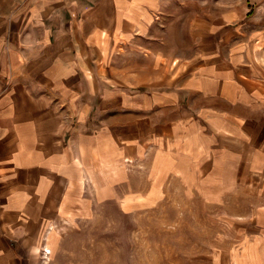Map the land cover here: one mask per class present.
Here are the masks:
<instances>
[{
    "label": "crops",
    "instance_id": "obj_1",
    "mask_svg": "<svg viewBox=\"0 0 264 264\" xmlns=\"http://www.w3.org/2000/svg\"><path fill=\"white\" fill-rule=\"evenodd\" d=\"M174 186H255L264 249V0H0V264Z\"/></svg>",
    "mask_w": 264,
    "mask_h": 264
},
{
    "label": "rangeland",
    "instance_id": "obj_2",
    "mask_svg": "<svg viewBox=\"0 0 264 264\" xmlns=\"http://www.w3.org/2000/svg\"><path fill=\"white\" fill-rule=\"evenodd\" d=\"M191 190L174 186L168 198L130 213L103 202L86 217L58 218L42 242L39 264H263L256 225L242 231L236 218L256 213V187H249L248 196L234 189L233 198L248 201L222 203Z\"/></svg>",
    "mask_w": 264,
    "mask_h": 264
}]
</instances>
